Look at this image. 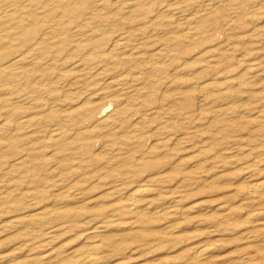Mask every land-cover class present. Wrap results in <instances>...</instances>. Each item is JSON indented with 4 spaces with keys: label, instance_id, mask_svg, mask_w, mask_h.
<instances>
[{
    "label": "rangeland",
    "instance_id": "rangeland-1",
    "mask_svg": "<svg viewBox=\"0 0 264 264\" xmlns=\"http://www.w3.org/2000/svg\"><path fill=\"white\" fill-rule=\"evenodd\" d=\"M76 3L0 0V264H264V0Z\"/></svg>",
    "mask_w": 264,
    "mask_h": 264
},
{
    "label": "bare ground",
    "instance_id": "bare-ground-1",
    "mask_svg": "<svg viewBox=\"0 0 264 264\" xmlns=\"http://www.w3.org/2000/svg\"><path fill=\"white\" fill-rule=\"evenodd\" d=\"M77 3L76 4H74V5H72V6H67L66 7V9L67 10H72V12H74L76 9L77 10H79V8H82L83 7V4L85 3V1L86 0H75ZM54 3V2H53ZM52 3V4H53ZM108 3V2H107ZM44 4V3H43ZM143 5V4H142ZM139 6H141V4L139 5ZM7 7V6H6ZM15 7V6H14ZM36 7V6H35ZM0 9H1V7H0ZM48 9V8H47ZM132 9H133V7H132ZM49 11V10H48ZM161 12V11H160ZM164 12V11H163ZM171 12V11H170ZM173 12V11H172ZM16 13H18V12H16ZM98 14V13H97ZM174 14V13H173ZM39 15H40V13H39ZM159 15V14H158ZM177 15H179V14H177ZM171 16H173V15H171ZM23 18V17H22ZM159 18V17H158ZM181 18V17H180ZM179 18V19H180ZM183 18V17H182ZM28 21V20H27ZM108 21H110V20H108ZM172 22V21H171ZM182 22V21H181ZM6 23V22H5ZM4 23V24H5ZM150 24V23H149ZM1 26V25H0ZM22 27V26H21ZM28 27V26H27ZM91 27V26H90ZM92 28V27H91ZM21 29V28H20ZM1 30V29H0ZM8 30H10V29H8ZM186 32V31H185ZM19 33V32H18ZM83 33V32H82ZM20 34H22V32L20 33ZM86 35V34H85ZM71 37V36H70ZM79 42V41H78ZM114 43V42H113ZM23 45V44H22ZM120 45V42H118V40L117 41H115V43H114V45H113V47H114V49H116V48H118V46ZM121 46V45H120ZM165 47V46H164ZM13 48V47H12ZM122 50V49H121ZM27 52V51H26ZM110 52V51H109ZM7 54V53H6ZM17 54V53H16ZM31 54V53H30ZM23 55V54H22ZM6 56V55H5ZM131 56V55H130ZM41 57V56H40ZM130 58V57H129ZM17 60V59H16ZM13 63H15V61L14 62H12V63H10V64H13ZM6 65V64H5ZM27 65V64H26ZM25 65V66H26ZM29 66V65H28ZM93 66V65H92ZM74 70V69H73ZM76 71V70H75ZM150 71V70H149ZM253 73V72H252ZM258 74V73H257ZM244 76V75H243ZM20 77H22V76H20ZM25 78H27V77H25ZM10 79V78H9ZM117 79V78H116ZM248 82V81H247ZM246 83V82H245ZM10 86H12V85H10ZM101 89V88H100ZM206 89V88H205ZM210 89V88H209ZM11 92V91H10ZM11 94V93H10ZM15 94V93H14ZM93 95V94H92ZM97 95H99V94H97ZM96 95V96H97ZM11 96V95H10ZM125 96V95H124ZM90 99H92V98H90ZM104 99V98H103ZM16 101V100H15ZM91 101V100H90ZM98 103V102H97ZM88 105V104H87ZM105 108V107H104ZM110 108V107H109ZM120 108V107H119ZM51 110V109H50ZM104 111H106V109L104 110ZM117 112V111H116ZM60 114V113H59ZM58 115V114H57ZM103 115V114H102ZM114 117V116H113ZM115 117H117V115L115 116ZM25 120V119H24ZM69 123V122H68ZM16 124V123H15ZM112 125V124H111ZM16 127H17V125H16ZM54 128V127H53ZM56 128V127H55ZM59 131V130H58ZM56 133V132H55ZM53 134V133H52ZM57 137V136H56ZM59 137V136H58ZM127 143V142H126ZM145 159V158H144ZM263 189H264V182H259V183H255V184H253V185H251L250 186V194H252V195H261V194H263ZM139 192L140 191H134V192H132V193H130L129 194V196H128V198H127V201H128V203H129V205H130V207H131V209H133V210H138L139 208H140V202H139V199H138V197L137 196H139L138 194H139ZM126 199V198H125ZM124 199V200H125ZM147 207V206H146ZM140 213V212H139ZM6 221V220H5ZM180 228V227H179ZM4 230V229H3ZM171 231V230H170ZM171 233V232H170ZM169 235V234H168ZM170 236V235H169ZM208 248V247H207ZM206 248V249H207ZM206 249L204 248L203 249V252L205 253V251H206ZM213 249V248H212ZM207 251H208V249H207ZM206 251V252H207ZM201 252H202V250H201ZM201 252L199 253V256L201 255ZM101 254H102V251H101V248L99 247V246H89V247H86V249H84V250H82L80 253H78L73 259H71V260H69V261H65V262H62V263H58V264H102V260H101V258H102V256H101ZM202 255H204V254H202ZM48 259V255H45V256H42V258H41V261L42 260H47ZM43 261V262H44ZM39 262V261H38ZM41 264V263H40Z\"/></svg>",
    "mask_w": 264,
    "mask_h": 264
}]
</instances>
